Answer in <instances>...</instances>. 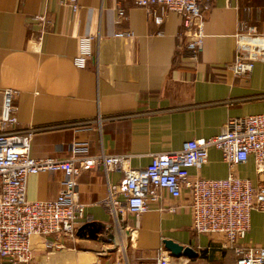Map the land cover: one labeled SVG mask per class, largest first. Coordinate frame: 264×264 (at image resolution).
Instances as JSON below:
<instances>
[{
	"label": "crops",
	"instance_id": "obj_1",
	"mask_svg": "<svg viewBox=\"0 0 264 264\" xmlns=\"http://www.w3.org/2000/svg\"><path fill=\"white\" fill-rule=\"evenodd\" d=\"M121 0H79L74 12L60 0H0V112L3 90L18 91L16 130L36 128L31 155L36 158L127 155L130 168L146 167L153 154L181 149L184 142L219 134L232 117L264 113V58L258 56L251 72L235 76L226 65L238 51L241 23L264 33V0H212L204 14L205 38L198 63L183 53V25L174 11L157 24L146 9L128 4L117 24ZM248 8V9H247ZM159 14L163 10L158 9ZM39 16H44L40 20ZM130 29L134 38H118ZM93 36V53L85 68L75 64L80 38ZM242 38V42H243ZM241 47L248 52L246 39ZM263 50V49H261ZM258 52V53H257ZM255 184L264 179L254 158L233 168ZM231 171L222 152L210 148L209 159L192 178H223ZM124 178L103 166L79 178L85 220L101 227L98 238L77 234L63 237V248H49L42 236L31 245L35 264H155L164 239L192 246L199 256L175 258L171 264L216 258L222 238L198 234L184 191L180 198L162 190V200L150 203L139 217L116 218L104 201L108 185ZM64 174H31L26 195L31 201L53 200ZM171 205L178 206L169 212ZM246 245L264 247V213L253 211ZM0 264H3L0 256Z\"/></svg>",
	"mask_w": 264,
	"mask_h": 264
},
{
	"label": "built area",
	"instance_id": "obj_2",
	"mask_svg": "<svg viewBox=\"0 0 264 264\" xmlns=\"http://www.w3.org/2000/svg\"><path fill=\"white\" fill-rule=\"evenodd\" d=\"M130 3L146 9L157 24L164 22L167 12H177L182 19V37L186 36L183 53L193 64L198 63L205 38L203 18L212 7V0H121L117 5V24L125 18ZM60 4L74 12L81 6L79 0H60ZM44 18L39 16L40 20ZM115 37L134 38L135 33L118 29ZM238 37L236 58L226 65L235 76L251 72L257 57L264 58V33L256 26L241 23ZM242 38L247 40L248 52L242 50L245 42ZM93 40V36L80 38V52L75 57L79 68L87 65L93 53ZM256 49H260L258 56ZM17 95L18 91L12 88L4 89L0 112V256L3 264H35L31 245L34 235L42 236L47 247L57 249L65 247L61 238L74 239L79 229L90 221L85 220L86 205L80 199L79 178L91 168L101 166L106 172L124 173L120 183H109L104 203L118 219L127 213L136 217L132 232L140 227L139 217L150 210V203L162 200V190L174 198H180L186 191L193 216L192 228L198 234L220 236L221 246L236 255V264H264V247L244 243L252 227L253 211L264 213V179L255 184L233 170L253 157L258 172L264 173V113L229 118L219 134L188 140L178 150L153 154L146 167L133 169L128 165L127 155L33 157L31 143L36 128L14 129L19 123ZM213 147L222 152L230 173L223 178H192L190 170L206 164ZM41 172L64 174L56 199L31 201L27 198L28 177ZM161 209L173 213L178 206ZM172 258L171 251L162 246L155 264H171Z\"/></svg>",
	"mask_w": 264,
	"mask_h": 264
},
{
	"label": "water",
	"instance_id": "obj_3",
	"mask_svg": "<svg viewBox=\"0 0 264 264\" xmlns=\"http://www.w3.org/2000/svg\"><path fill=\"white\" fill-rule=\"evenodd\" d=\"M101 227L95 222L84 224L78 231L81 236H87L89 238L97 239ZM165 247L171 251V254L175 258L186 257L189 259L197 258L199 252H197L192 246L183 245L173 239H164Z\"/></svg>",
	"mask_w": 264,
	"mask_h": 264
},
{
	"label": "rangeland",
	"instance_id": "obj_4",
	"mask_svg": "<svg viewBox=\"0 0 264 264\" xmlns=\"http://www.w3.org/2000/svg\"><path fill=\"white\" fill-rule=\"evenodd\" d=\"M218 251L219 252L216 253V258L211 260L212 263L210 264H235V257L232 252L223 250L222 248L218 249ZM185 264H208V262L200 259L196 261H188Z\"/></svg>",
	"mask_w": 264,
	"mask_h": 264
}]
</instances>
